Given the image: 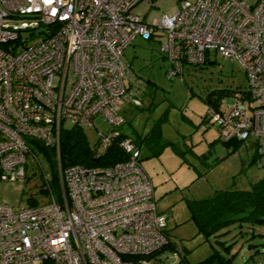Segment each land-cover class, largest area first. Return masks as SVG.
I'll use <instances>...</instances> for the list:
<instances>
[{"label": "built area", "instance_id": "built-area-1", "mask_svg": "<svg viewBox=\"0 0 264 264\" xmlns=\"http://www.w3.org/2000/svg\"><path fill=\"white\" fill-rule=\"evenodd\" d=\"M138 1L0 0V179L25 178L27 156L40 163L38 144L53 148L57 167L55 191L48 187L41 203H0V264H156L163 257L165 215L130 136L118 141L126 157L110 165L60 167L58 157L61 127L93 126L103 149L125 120L121 105H141V81L121 59L136 36H160L159 50L172 62L167 77L180 71L181 58L237 59L245 86L231 91L228 107L206 113L219 139L247 140L262 152L264 0H179L149 21L132 10ZM40 171L47 186L50 171ZM171 252L168 264H183Z\"/></svg>", "mask_w": 264, "mask_h": 264}, {"label": "rangeland", "instance_id": "rangeland-1", "mask_svg": "<svg viewBox=\"0 0 264 264\" xmlns=\"http://www.w3.org/2000/svg\"><path fill=\"white\" fill-rule=\"evenodd\" d=\"M178 1L139 0L132 10L149 21L162 13H172ZM121 59L128 64L130 76L142 79L145 87L140 95L141 106L121 105L125 120L120 129L135 138L136 133L144 134L153 120L163 116L161 137L171 143L160 147L154 141L149 147L141 144L140 164L151 179L156 209L165 215L170 241L179 254L185 255L189 262H195L207 255L211 246L220 247L214 236L204 239L195 231L188 219L184 198L203 197L221 187L245 188L264 174V148L262 152H255L253 143L247 140L233 149L225 146L215 125L206 118L202 121L207 107L203 100L206 93L245 86L243 68L235 58L210 52L208 61L188 65V70L167 77L169 61L162 56L158 42L138 36L123 48ZM211 96L216 97L215 94ZM232 101V95L223 94L220 108L228 107ZM242 102L247 103L246 100ZM97 125L103 131L108 128L101 120H97ZM83 133L90 146L97 144L98 132L93 126L85 125ZM34 153L46 169L48 165L43 154L37 149ZM43 185L39 169L28 155L25 178L0 179V203L12 208L29 205L32 198L41 203L45 200L41 191ZM221 231L224 232L220 239L235 240L229 250L234 253L230 264H264V223L252 226L233 223ZM251 231L255 233L252 237ZM250 242L256 245L248 247ZM171 251L166 250L157 264L174 261ZM177 263L183 262L177 259Z\"/></svg>", "mask_w": 264, "mask_h": 264}, {"label": "trees", "instance_id": "trees-1", "mask_svg": "<svg viewBox=\"0 0 264 264\" xmlns=\"http://www.w3.org/2000/svg\"><path fill=\"white\" fill-rule=\"evenodd\" d=\"M150 38L156 40L159 45L160 36H156V32H153L146 39ZM162 56L165 57V54L162 53ZM165 58L167 59V57ZM168 61L170 68L172 62L171 60ZM206 61H208V56H206L202 62ZM178 64L180 66V71L176 72L175 74H181L183 69L188 70V65H196L187 63L184 58L178 60ZM126 65L128 67L127 63ZM129 75H131V73ZM132 78L135 79L136 77ZM140 81L141 82L139 87H141V89L139 92V96L142 94V91L145 87V82L142 79H140ZM232 90L233 89L223 88L209 91L206 93V96L203 98V100L206 102L207 107L212 106L215 109H218L220 107L221 96L223 94H230ZM212 94H215L216 97L211 96ZM206 110L204 114L205 117H202V121L205 118L208 120ZM162 117L163 116L160 115L155 120H153V122L144 134L136 133V137L138 138H133L130 136L131 140L135 143V146L138 151L139 146H141V144H145L149 147L152 141L157 142L159 147L163 144L171 143L170 141L162 140L160 130V122L162 120ZM118 129V134L110 141V143L105 148L99 149L97 144H94L93 146L89 145L83 133L82 127L75 125L61 127L58 137V157L60 167H65L73 163H79L90 166H106L113 164L116 161L124 159L127 154L124 149L119 145L118 141L120 138L126 136L127 133L121 130L120 126ZM220 141L225 146H231L232 149L234 147H237L238 144L241 142L240 140L235 139H220ZM211 143L212 141L210 142V144ZM35 149H37L43 154L48 165L46 168L50 171V178L46 182L47 186H41V191H43L44 195H46L48 193V187H50L52 191H55L56 188L57 167L55 161V152L53 148L44 146L42 144L36 145ZM251 160L254 161L255 157L252 156ZM36 166L39 169L40 175V168L42 166L40 163L36 164ZM35 201L36 200L32 198L31 200L29 199L28 202L32 204ZM184 202L188 211V219L192 222L195 231L197 233L202 234L204 239H208L210 235L214 236L220 248L211 246L209 253L195 262H189L186 259L185 255L179 254V261H182L183 264H230L234 253H230L229 250L235 240L228 242L226 241V239H220V235L224 232L221 230L222 228L227 227L228 225L233 223L237 224L238 226L245 223L249 224L250 226H252L253 224L264 223V174L258 180L251 182L248 187L237 188L228 186L215 188L210 194L205 195L203 197H185ZM226 230L228 231L229 229ZM254 234L255 233L251 231L250 237H252ZM166 236L167 242L165 243L162 249L176 250L173 243L169 239L167 231ZM252 245L256 244L251 242L247 243L248 247H251ZM254 249L257 248L255 247Z\"/></svg>", "mask_w": 264, "mask_h": 264}, {"label": "crops", "instance_id": "crops-1", "mask_svg": "<svg viewBox=\"0 0 264 264\" xmlns=\"http://www.w3.org/2000/svg\"><path fill=\"white\" fill-rule=\"evenodd\" d=\"M212 143H213V142H212ZM208 148H210V144H209ZM167 234H168V236H169V232H168V231H167ZM166 250H167V249H164V250H163L162 256H164ZM162 258H163V257H162ZM176 260H177V258H176ZM157 262H158V261H157ZM156 264H157V263H156Z\"/></svg>", "mask_w": 264, "mask_h": 264}]
</instances>
